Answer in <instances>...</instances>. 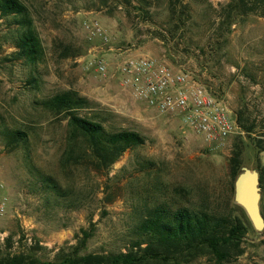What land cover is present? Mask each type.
<instances>
[{"label":"rangeland","instance_id":"obj_1","mask_svg":"<svg viewBox=\"0 0 264 264\" xmlns=\"http://www.w3.org/2000/svg\"><path fill=\"white\" fill-rule=\"evenodd\" d=\"M19 1L41 55L34 66L16 59L15 26L0 18V185L7 204L0 257L54 261L75 245L80 230L90 228L81 254L124 253L134 226L158 203L231 213L233 151H239L241 167H264V152L256 148L264 146V17L253 12L255 4L247 2L228 26L230 0ZM90 21L106 42L88 39L83 24ZM127 55L186 72L249 132L239 129L220 142L202 143L177 116L156 113L120 84L116 64ZM91 59L106 64L103 75L87 66ZM66 90L110 111L108 123L137 132L144 145L124 152L105 171L61 162L66 120L37 103ZM11 131L23 133V140L8 145L5 133ZM40 175L51 177L63 194L49 196ZM258 185L264 214V175ZM248 224L239 255L230 249L220 263L201 255L186 264H264V234Z\"/></svg>","mask_w":264,"mask_h":264},{"label":"trees","instance_id":"obj_2","mask_svg":"<svg viewBox=\"0 0 264 264\" xmlns=\"http://www.w3.org/2000/svg\"><path fill=\"white\" fill-rule=\"evenodd\" d=\"M247 2L254 3L257 11L253 12L264 17V0H230L224 11L228 26L234 22L235 16L244 13ZM0 18H9L8 23L15 26L13 56L34 66L40 60L41 46L25 6L19 0H0ZM37 104L51 115L66 120L61 162L83 163L95 171H105L124 152L144 145L143 136L132 130L115 128L108 123L112 114L110 111L75 91L56 93ZM235 121L239 129L249 132L240 118H235ZM5 136L8 145L24 138L19 131L7 132ZM256 148L264 152V146ZM239 155V151L235 150L228 159L232 182L241 168ZM260 170H256L258 182L264 175V167ZM40 179L49 196L57 198L63 194L51 177L40 175ZM261 216L264 221V214ZM91 230H80V237L75 235V245L57 255L54 261L14 254L0 257V264H186L201 255H209L220 263L226 260L230 249L235 250L236 255L241 253L242 238L250 227L241 208L236 205L231 207L229 214H216L189 206L158 203L147 209L134 226L126 252L81 254ZM261 234H264V229Z\"/></svg>","mask_w":264,"mask_h":264},{"label":"built area","instance_id":"obj_3","mask_svg":"<svg viewBox=\"0 0 264 264\" xmlns=\"http://www.w3.org/2000/svg\"><path fill=\"white\" fill-rule=\"evenodd\" d=\"M88 39L98 37L106 42L104 32L97 23L83 24ZM88 67L103 75L106 64L102 60H89ZM120 84L129 87L132 96L160 115H175L183 129L202 143L212 145L238 134L235 117L226 104L211 94L186 72L145 56H123L116 64ZM6 198L0 185V219L6 214Z\"/></svg>","mask_w":264,"mask_h":264},{"label":"water","instance_id":"obj_4","mask_svg":"<svg viewBox=\"0 0 264 264\" xmlns=\"http://www.w3.org/2000/svg\"><path fill=\"white\" fill-rule=\"evenodd\" d=\"M258 173L254 169L241 167L233 180V203L241 208L252 229L261 233L264 221L259 210Z\"/></svg>","mask_w":264,"mask_h":264}]
</instances>
